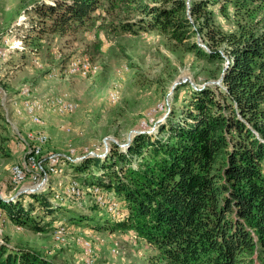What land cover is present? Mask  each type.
Masks as SVG:
<instances>
[{
  "label": "trees",
  "instance_id": "trees-1",
  "mask_svg": "<svg viewBox=\"0 0 264 264\" xmlns=\"http://www.w3.org/2000/svg\"><path fill=\"white\" fill-rule=\"evenodd\" d=\"M127 6L134 17L109 26L190 41L189 52L218 64L221 83L178 86L187 88L183 104L168 112L155 135L136 133L123 151L112 146L102 167L93 158L76 168L79 175L106 170V180L81 181L116 199L119 216L100 223L94 214L68 212V221L131 231L151 247L148 264H264V0H54L35 7L37 34L64 38L93 27L101 8L114 19ZM23 196L53 214L44 227L54 224L61 201L43 193L0 198L11 223L44 230V218L33 216L34 204L24 206ZM0 264L56 263L0 244Z\"/></svg>",
  "mask_w": 264,
  "mask_h": 264
},
{
  "label": "rangeland",
  "instance_id": "rangeland-1",
  "mask_svg": "<svg viewBox=\"0 0 264 264\" xmlns=\"http://www.w3.org/2000/svg\"><path fill=\"white\" fill-rule=\"evenodd\" d=\"M53 3L0 0V198L11 202L18 194L43 193L51 201H61L62 208L54 214V224L44 227L53 214H43L37 203L23 196L24 206L34 204L33 216L44 218L40 224L44 230L37 232L11 223L0 207V244L35 251L56 264H86L82 252L87 242L96 264H148L151 247L131 231L97 230L94 222L68 221V212L94 214L100 223L114 221L105 207L96 206L88 184L81 181L106 180V170L90 168L80 175L75 170L93 158H99L102 167L112 146L123 151L136 132L155 135L168 112L173 108L177 113L183 104L187 88L175 89L183 84L194 89L220 86L219 66L189 52L190 41L178 43L146 32L123 34L109 26L131 15L128 6L114 19L101 8L93 27L64 38L37 34L41 18L34 15L35 7ZM220 24L227 27L223 21ZM191 40L204 47L199 36ZM86 61L97 69H82ZM72 63L80 66L78 72H70ZM61 95L75 105L73 110L52 109V100ZM36 103L41 106L37 123L28 112V105ZM38 134L46 140L38 156L41 164L31 173L25 157L33 144L29 135ZM49 156L60 162L52 163ZM14 165L25 169L19 184L13 181ZM43 179V185L36 186ZM71 182L81 196L66 194ZM59 224L64 232L57 237L54 231Z\"/></svg>",
  "mask_w": 264,
  "mask_h": 264
},
{
  "label": "bare ground",
  "instance_id": "bare-ground-1",
  "mask_svg": "<svg viewBox=\"0 0 264 264\" xmlns=\"http://www.w3.org/2000/svg\"><path fill=\"white\" fill-rule=\"evenodd\" d=\"M70 68H71L70 72H78L80 69V66H78L77 63H72L70 65ZM81 68L86 71H95L97 69L96 66L91 65V63L87 61L81 65ZM51 105H52L53 110H57L59 112H69L75 108V105L70 100L66 99V95H61V96L54 98L51 102ZM40 108H41L40 104H37V103L35 105H28V112L31 115V119L36 123L39 122V119H40L39 115L37 114V110H39ZM29 137L33 140L32 142L33 144L31 147H29V151L28 153H26L25 160H26L27 166L31 169L30 171L32 173V168H37V163H40L38 161L39 160L38 156L42 152V148L45 144L46 139L43 135H40V134L29 135ZM56 160L59 161V158L52 157L51 159L52 163H54ZM15 170H19V171H15ZM50 171L55 172L56 169L51 166ZM58 171L60 172V170ZM12 175H13V181L15 182V184H19L23 181L25 177V169L22 168L20 165H14L12 167ZM36 183H35L36 186L37 185L39 186V180ZM87 190H89L88 192L91 193V196L92 195L94 196L93 198L95 199L96 204H99L100 206H103L106 208V210L108 211L107 213L111 214V216L112 215L119 216L118 215L119 214V203L118 201H116V199H114L113 197L104 196L101 191V188L95 184L91 185L89 188H87ZM80 193H81L80 188L77 187V184L75 182H71L69 185H67L66 194H68V196L72 195V196L78 197ZM1 224H2V218H0V225ZM54 232H55V235H57V237H60L59 235L63 234L64 228L61 226H57ZM83 252H82V259L83 261L86 262V264H96L95 258L92 255V248H91L90 243H87V242L84 243ZM85 253H90V260L85 259Z\"/></svg>",
  "mask_w": 264,
  "mask_h": 264
},
{
  "label": "built area",
  "instance_id": "built-area-1",
  "mask_svg": "<svg viewBox=\"0 0 264 264\" xmlns=\"http://www.w3.org/2000/svg\"><path fill=\"white\" fill-rule=\"evenodd\" d=\"M28 151H29V148H28V150H27V152L26 153H28ZM50 157V160L52 159V156H49ZM40 164L41 163H37V167H39L40 166ZM35 169H37V168H32V173H34L33 171H35ZM40 170H41V167H40ZM15 171H19V170H15ZM35 178V177H34ZM36 179V178H35ZM40 180V179H39ZM44 179L41 181V182H39V185H41V184H43L44 183ZM84 253V252H83ZM85 259L86 260H90V253H85Z\"/></svg>",
  "mask_w": 264,
  "mask_h": 264
},
{
  "label": "water",
  "instance_id": "water-1",
  "mask_svg": "<svg viewBox=\"0 0 264 264\" xmlns=\"http://www.w3.org/2000/svg\"><path fill=\"white\" fill-rule=\"evenodd\" d=\"M205 47V46H204ZM221 80V79H220ZM137 133V132H136ZM139 133V132H138ZM129 143H130V140H128V142L125 144V146L124 147H127L128 145H129Z\"/></svg>",
  "mask_w": 264,
  "mask_h": 264
}]
</instances>
